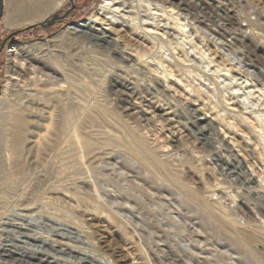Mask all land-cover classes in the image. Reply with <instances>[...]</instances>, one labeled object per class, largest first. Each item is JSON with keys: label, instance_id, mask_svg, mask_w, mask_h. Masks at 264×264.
Returning a JSON list of instances; mask_svg holds the SVG:
<instances>
[{"label": "rangeland", "instance_id": "374dc122", "mask_svg": "<svg viewBox=\"0 0 264 264\" xmlns=\"http://www.w3.org/2000/svg\"><path fill=\"white\" fill-rule=\"evenodd\" d=\"M166 1L173 3L167 6L174 5L176 11L180 0ZM191 1L204 4V10H198L196 14L204 16L206 21L196 28V34L192 36L199 50L190 56V62L181 66L165 62L164 68L159 67L151 57L163 54L149 36L132 31L121 23L115 24L113 29L119 31L126 42L146 50L144 58H150L141 63L144 71L161 78L162 85L171 87L178 106L198 108L213 123L223 146L234 150L241 166L248 168L249 172H257L261 167L262 149L251 130L259 134L261 131L249 110L240 111L234 101L227 99L228 88L235 90V86H226L229 81H224V71L215 74V67L211 69L213 85L209 86L216 88L212 96L199 93L190 80L195 72L203 71L201 69L206 65L204 55L207 54L215 65L220 66L219 69L228 70L237 78L243 77L241 80L248 78L252 90L260 94L258 89H262L264 93V0ZM103 2L64 0L53 12L36 19L18 16L8 25V8L3 0L0 20V47L3 44L0 52V196L7 199L18 195L31 199V209L24 214L33 216L31 222L35 226L31 230L27 228L26 232L44 237L45 250L57 258L56 263L50 264L76 262L75 258L53 252L52 247L56 244L73 255L90 254L107 264H118L119 258L124 260L122 264H264V221L258 215L257 206L251 199L237 194L231 185L232 178L221 175L210 158L201 153L193 137L187 134L188 126L181 122L177 109L160 100L165 99L161 95L156 101L146 98V76L130 70L115 72V63L110 57L80 40L75 41L69 28L82 27L88 20H94L99 28H110L99 20V8ZM215 6L218 9L226 7L236 13L239 25L247 26L248 41L244 48L241 49L237 43L234 47L230 38L222 39V42L233 44L231 47H220L218 43L221 40L212 34L223 22L217 17ZM259 11L263 12L262 17ZM54 14L66 16L48 28L31 27ZM181 14L190 26L191 14L193 16L194 13ZM161 30L146 32L165 37L162 35L164 30ZM12 33L15 34L7 39ZM12 46L32 47L29 53L31 62L26 66L32 70L28 76H14L16 79L9 82L12 74L8 67L22 64L9 53ZM164 55L179 60L181 52L177 49ZM43 65L60 71L63 76L60 84L66 87V90H61V95L56 91L53 95L46 93V86L36 83L40 75H34L35 70L48 73ZM164 70L169 72L164 73ZM11 83L17 91H10L8 97L3 96ZM120 83L127 87L123 91L129 94V100L137 104L134 116L139 111L146 112V100L155 102L148 105L155 106V112L169 113L178 129L176 137L180 138L181 147H161L156 137L161 134L153 135L147 131L158 130L159 124L156 127L148 125L146 130L137 133L132 130V127L137 128L134 124L121 119L118 112L122 102L110 92L112 86L121 89ZM203 83L208 84L207 81ZM28 93V101L22 103L20 99ZM222 97L227 100L226 111L215 104L220 103ZM54 108L56 110L52 113ZM143 112L141 114L145 115ZM238 113L243 117L240 118ZM64 122L71 138H81L86 146L82 144L75 149L72 143L65 145V142L55 140L59 135L53 128L62 127ZM49 124L53 128L49 127V133H45L47 128L43 127ZM127 130L129 132L126 133ZM33 132H36V139L41 134L44 136L36 147H30L28 143ZM185 134L187 138L182 137ZM127 135L135 136L137 142H129ZM140 145L150 149L153 156L166 165L167 174L176 176L182 184L171 183L164 179L167 174L164 177L148 169L146 157L139 153ZM253 174L259 181L260 178ZM220 186L222 193L216 190ZM199 201L207 202L215 213L224 215L228 227L223 224L214 226L208 221L204 212L208 210ZM123 204L132 206L136 212L137 218H133L132 224L126 223L125 218L123 221L118 218L121 210L117 209ZM17 206L11 201L0 202V224L20 213ZM121 214L132 221L129 214ZM57 227L72 232H60L55 236ZM233 227L244 234V239L251 237L252 241L245 243V247L242 244L233 246L230 242ZM76 233L80 239L76 238ZM25 250V257L30 258L33 264L44 262V256L29 254L30 249ZM7 252L8 247L0 257V264L11 261V258L18 259L15 251Z\"/></svg>", "mask_w": 264, "mask_h": 264}, {"label": "bare ground", "instance_id": "6f19581e", "mask_svg": "<svg viewBox=\"0 0 264 264\" xmlns=\"http://www.w3.org/2000/svg\"><path fill=\"white\" fill-rule=\"evenodd\" d=\"M5 1L6 8H8V10H6L8 25H11L13 22H15V19L18 16L25 18L35 17V19L39 18L42 15L55 11L61 6L62 2H64V0ZM190 1L191 0H180L179 5H176V11H174V5L167 6V4L173 3L169 1L165 2V0H104L99 8V15L101 16L99 20L103 23H107V25L110 26L109 29L105 30L104 28H99L97 27L99 25L94 20H88L83 25H81L82 27H71L69 28V30L73 32L75 36L74 38H76V42L80 40L82 41V43L96 48L104 55L110 57L111 60L115 63L113 67V70L115 72L130 70L131 73L136 72L143 77L146 76V98L151 97L152 100L156 101L157 98L160 99V97L163 96L165 99L160 100L164 101L166 105L167 102H169L170 106L177 109L178 116L181 122L184 123L183 125L188 126L187 134L190 137H193V140L201 149V153H203L204 156L210 158V160L218 167L221 175L232 178L231 185L234 186L235 192L251 199L252 204L254 206H257L258 215L261 217L262 221H264V93L262 92V89H258V92H260V94H257V91L252 90L251 85L248 84V78H244L243 80H241V78L243 77L237 78L236 75V77L231 75L228 70L225 71L224 69H219L220 66L218 67L217 65H215L216 63L211 60L210 57L207 56V54L204 55V52H199V54L205 56L206 65L201 69L203 71H197L195 72L196 74L194 76H191L190 82H192L193 88L196 87V90L199 93L206 94L209 97L212 96L216 88H213V86L209 87L210 85H213L211 82L213 74L211 69L214 67L216 68V70H214V73L216 72L215 74H217V72L224 71L222 74L224 81L226 79L227 81H229L225 85L235 86L236 88L235 90H233L232 88H228L230 92L227 93V99L234 101L235 105L240 108V111L249 110L255 122L259 125V129L261 131L260 134L253 129L251 130V132L256 139L257 145L262 149V157L259 159V165L261 167L257 170V172H254L253 170L249 172L248 168L241 166V163L237 158L238 156H236L234 150H232V148L228 146H223V144L221 143L222 140L216 132L213 123L208 120L205 115H202L198 108L181 107L180 105L178 106L177 101H175L174 93H172L173 90H171V87H169L168 85H162L163 81L161 78L150 72L144 71V65L141 63L145 62L147 58H150V56L148 55V57L144 58L147 54L145 53L146 50L143 51L140 48L135 47L134 44L126 42L124 40L125 37L123 38V35H121L119 31L113 29V26L115 24L121 23L123 25L129 26L132 31L134 30L135 32L142 33L144 36H149L150 39L153 40L154 45L157 46L163 54V56L154 55L151 57V61H156V65H158L159 67L164 68L163 63L165 62L172 63L174 64V66H181V64H184L185 62H190V59H192L190 56L194 54L196 50H199L196 49V44L192 36L194 35V33L196 34V28H198L200 24H203L206 21L204 16H198L196 14L198 10H204V4L199 5L197 3H192L193 1ZM225 8L226 7H224L223 9H218V7L215 6V12L219 15L217 17H219L223 22L219 24L218 28L214 29V32L212 34L214 36H218L217 38H219V41L221 40L220 43H218L221 45L220 47H231L233 44L222 42V39L230 38V40L234 41V47L237 43L242 49L245 47L244 45L246 40L248 41L246 37L247 26H240L238 17L235 16L236 13H232L230 10ZM216 9H218L217 11H219V13L216 11ZM206 10L207 8L205 9V11ZM180 12H184L186 14L194 13L193 16L191 14L192 23H190V26L187 24L186 19L181 17L182 14ZM259 15L260 17H262L261 15H263V12L259 11ZM154 29L164 30L162 35L165 37H160L156 34L151 33ZM149 30L151 31L150 33L146 32ZM215 41L214 44L217 46L218 44H216ZM11 48L12 49L9 51V53L12 54V57L14 59L19 60V62H21L22 64L20 63L21 65H18L19 67L17 65H11L8 67V71L12 74V77L8 79L9 82L16 79L17 77L22 78L23 76H28V74L31 73L32 70H30L29 67H26L31 62L29 53L31 52V50H33L32 47L22 48L20 46H12ZM240 48L238 47V49ZM177 49H179L181 52L179 60L173 59V56L171 55L170 57L169 55H164L166 52H169L170 54V52ZM155 52L157 53V50ZM13 58H11V61ZM170 59L172 61H170ZM43 68L47 69L48 73L40 72L37 68V70L34 71L35 74L34 72L32 73L34 75H36V73H39L40 75V80L36 81V83L40 82L43 84V86H46V89H48L46 93L50 92V94L53 95L54 91H56L57 94L61 95V90L65 89L66 87L60 84V81H62L63 79L60 71L47 65H43ZM166 72L169 71L164 70V73ZM167 74L170 75V73ZM14 76L16 78H14ZM248 76L249 75H247V77ZM35 77L36 79H38L37 76ZM41 78L43 79L41 80ZM64 81H66V79H64ZM204 81H207L208 84H204ZM33 83H35V81ZM49 85L53 86H51V88H47V86ZM119 87H121V89L112 86L110 88V92L118 97L122 102L120 103L121 105L118 112L119 116H121V119L129 121L137 127H132V130L140 133L142 130H146V126L148 125H150L151 127H156V124H159L158 130L153 129L147 131H151V134L153 132V135L159 133L161 134L156 136L157 140L162 145L161 147H181L180 138L176 137V132L178 131V129L173 125V121L168 116L169 113L162 114L155 112L153 110L155 106L148 107L150 103L154 105L155 102L146 100V112L144 113L143 111H139V113H136V116H134L135 113H133V111L137 109V104L133 103L132 100H129L131 99L129 94L123 91V88L127 89L126 86L120 83ZM16 88L17 87L12 84L9 90L3 93V96L7 95L8 97L10 95V91H17ZM53 88H55V90ZM65 90L63 92H65ZM29 97V93L24 94V96L20 100L22 103H24L28 101ZM225 101H227L226 98L222 97V101L215 104L217 105V107H220L221 105V107L226 111ZM148 108L152 109V111H149ZM55 110L56 108L52 110V113H54ZM142 112L145 115H142ZM0 115H2L1 110ZM238 116H240V118L243 117V115H241L240 113H238ZM68 117L69 116L67 115V118ZM22 121L24 120L22 119ZM51 123L52 119L50 121V124ZM50 124L43 127L47 128L45 133H49V127H52V125ZM53 130L56 131L59 135H56L55 137V140H58V142H65V145L66 143H72L75 149L76 146H80L82 144L86 146V143H83L81 138H78L77 136H75L74 139L71 138V135L66 128L65 122L62 127L53 128ZM129 130L131 129L129 128ZM127 132L129 131L127 130L126 133ZM35 133L36 132H33L31 139L28 141L30 147H36L40 143L41 139L44 140V136L42 134L39 136V138L36 139ZM188 135L185 134L182 137L187 138ZM126 138L129 142H137L135 136L127 135ZM140 147L141 152L139 153L143 157H146L148 169H153L164 177L168 176L169 178L167 177L164 179L171 183H176L178 185L182 184L176 176L167 174L166 165L159 159L155 158L150 149L147 150V148H144L143 145H140ZM253 173L256 174V177L260 178L259 181H256V179H254ZM221 189L222 187L220 186L217 187L216 190L222 193ZM5 200L11 201L12 204L16 206L19 205L17 207L20 211V213L10 216L11 218L8 222L2 221L3 223L0 224V257L1 255H3V253H6L7 247V253H12L15 251V253H18L19 255L18 259L11 258V261H7L5 262V264H33V261H31L30 258L25 257L26 253L24 252V250L26 248L30 249L29 254L39 253L40 255L44 256V262L39 261L34 264H50L52 262L56 263L57 258L54 259L52 257L54 255L51 254V252L47 253V251L45 250L46 245L45 241L43 240L44 237L31 235L26 232V230H28L27 228H30L31 230V227L35 226V224L31 222L33 216L24 214L29 213V210L31 209L29 208L31 199L20 197L18 195L9 196L7 199H5L3 196H0V202H6ZM135 200L137 199L135 198ZM200 202L202 204V207L208 210L211 214L209 215L208 211H204L206 213V218L208 221L212 222L214 226L223 224L224 226L228 227V223L225 221L224 215L215 213L214 208L207 202L199 201V203ZM126 204L120 205L117 210L120 209L121 213L129 214V216L132 217V221H129L130 218H126L121 213H118L117 215L118 218H120L122 221L123 218H125L126 223L132 224V222H134L133 218H137L135 215L136 212L134 211L132 206L130 207ZM6 211L12 213L14 212L12 210ZM27 221H29V223H26ZM262 228H264V226H262ZM55 230V236H57V233L59 234L60 232L69 231V234L72 232L70 231V229L67 230L63 227H57ZM76 238L80 239V235H78V233H76ZM85 241L86 240H84L83 242ZM251 241V237H247L244 239V234L240 233L239 229L233 227L230 238V242L233 246L240 247L242 244L243 247H245L244 244ZM30 242H33V244H30ZM52 251L57 254L63 255V257L64 255H67L68 258H75L76 262L73 264H107L101 261L99 258L91 256L90 254L88 255L85 253H79V255H73L71 251L69 252L66 250V248H63L57 244L52 247ZM116 262L117 260L114 261V263ZM121 262L123 263L124 260L119 258L117 263L122 264Z\"/></svg>", "mask_w": 264, "mask_h": 264}, {"label": "water", "instance_id": "95a60500", "mask_svg": "<svg viewBox=\"0 0 264 264\" xmlns=\"http://www.w3.org/2000/svg\"><path fill=\"white\" fill-rule=\"evenodd\" d=\"M1 16H2V0H0V20H1ZM65 16H66V14L63 15V16H59V15H57V14H54L50 19H48V20H44L43 22L38 23V24H36V25H32L31 27H32V28H37V27L48 28V27H50L52 24H54L56 21H58V20H60V19H63ZM14 34H15V33H12L11 35H9V36L7 37V39H8L9 37L13 36ZM2 48H3V44H1L0 52H1Z\"/></svg>", "mask_w": 264, "mask_h": 264}]
</instances>
